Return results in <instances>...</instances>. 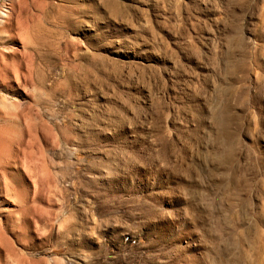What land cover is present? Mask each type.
Returning <instances> with one entry per match:
<instances>
[{
  "label": "rangeland",
  "instance_id": "1",
  "mask_svg": "<svg viewBox=\"0 0 264 264\" xmlns=\"http://www.w3.org/2000/svg\"><path fill=\"white\" fill-rule=\"evenodd\" d=\"M0 264H264V0H0Z\"/></svg>",
  "mask_w": 264,
  "mask_h": 264
},
{
  "label": "bare ground",
  "instance_id": "2",
  "mask_svg": "<svg viewBox=\"0 0 264 264\" xmlns=\"http://www.w3.org/2000/svg\"><path fill=\"white\" fill-rule=\"evenodd\" d=\"M35 26H36V25H35ZM41 26H42V25H41ZM36 28H40V27H38V25H37ZM40 29H42V28H40ZM43 29H45V28H43ZM43 29H42V30H43ZM38 31H39V30H38ZM36 32H37V29L35 30V33H36ZM44 32H45V30H44ZM32 34H34V33H32ZM32 34H30V36H29L28 38H30V39H32V38L39 39V37H37V36L35 37L36 34L33 35V36H32ZM41 34H42V33H41ZM46 34H47V33H46ZM37 35H38V34H37ZM44 36H45V35H44ZM40 39H41V37H40ZM44 39H45V38H44ZM43 41H45V40H43ZM39 43H40V42H39ZM43 43H46V41L43 42Z\"/></svg>",
  "mask_w": 264,
  "mask_h": 264
}]
</instances>
